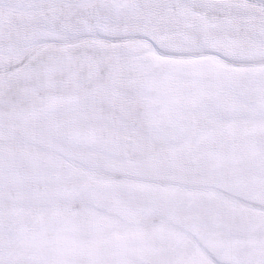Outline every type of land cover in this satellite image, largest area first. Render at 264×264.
I'll return each instance as SVG.
<instances>
[{
  "label": "snow or ice",
  "instance_id": "obj_1",
  "mask_svg": "<svg viewBox=\"0 0 264 264\" xmlns=\"http://www.w3.org/2000/svg\"><path fill=\"white\" fill-rule=\"evenodd\" d=\"M0 264H264V0H0Z\"/></svg>",
  "mask_w": 264,
  "mask_h": 264
}]
</instances>
